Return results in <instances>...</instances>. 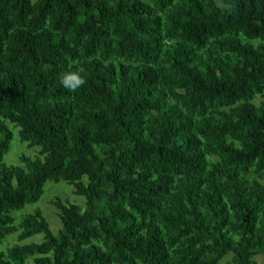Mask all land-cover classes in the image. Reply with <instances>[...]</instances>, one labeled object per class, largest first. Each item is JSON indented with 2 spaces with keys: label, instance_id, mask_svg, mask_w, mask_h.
<instances>
[{
  "label": "trees",
  "instance_id": "obj_1",
  "mask_svg": "<svg viewBox=\"0 0 264 264\" xmlns=\"http://www.w3.org/2000/svg\"><path fill=\"white\" fill-rule=\"evenodd\" d=\"M9 124L38 158L4 163ZM48 182L85 207L54 201L57 234L40 210L17 226ZM14 234L0 264H260L264 0H0V245Z\"/></svg>",
  "mask_w": 264,
  "mask_h": 264
},
{
  "label": "rangeland",
  "instance_id": "obj_2",
  "mask_svg": "<svg viewBox=\"0 0 264 264\" xmlns=\"http://www.w3.org/2000/svg\"><path fill=\"white\" fill-rule=\"evenodd\" d=\"M257 44V42H255ZM261 98L258 97L255 103L259 104L261 102ZM9 128L12 130L14 137L11 143V148L8 154L4 157V163L8 166H20L22 165L20 162V158L22 156H26L32 159H36L40 156V148L39 147H30L27 143H23L19 137V131L13 125L9 124ZM56 200H61L64 203L77 204L85 207V199L82 197H78L74 194V188L65 183H53L48 182L45 186L44 195L41 200L33 205H28L22 211L15 212L13 215L16 218V225L20 224L21 219L28 215L33 214L37 210H40L43 213V216L50 224L51 230L53 233L57 234L60 228L62 227L60 218L58 214L60 211L54 206L53 202ZM19 234H14L8 236L4 242L0 245V252L6 251L8 248L20 244L18 239ZM44 241L43 235H37L33 238L25 240L21 245H29L32 243H41ZM256 260L260 264H264V256L257 257ZM29 264H34L31 260Z\"/></svg>",
  "mask_w": 264,
  "mask_h": 264
},
{
  "label": "clouds",
  "instance_id": "obj_3",
  "mask_svg": "<svg viewBox=\"0 0 264 264\" xmlns=\"http://www.w3.org/2000/svg\"><path fill=\"white\" fill-rule=\"evenodd\" d=\"M86 83L81 71H73L64 73L61 79V84L70 92H76Z\"/></svg>",
  "mask_w": 264,
  "mask_h": 264
}]
</instances>
